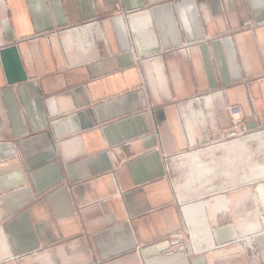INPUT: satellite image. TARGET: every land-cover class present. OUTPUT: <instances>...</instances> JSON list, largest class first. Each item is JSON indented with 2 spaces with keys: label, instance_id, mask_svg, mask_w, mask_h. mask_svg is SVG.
Listing matches in <instances>:
<instances>
[{
  "label": "crops",
  "instance_id": "1",
  "mask_svg": "<svg viewBox=\"0 0 264 264\" xmlns=\"http://www.w3.org/2000/svg\"><path fill=\"white\" fill-rule=\"evenodd\" d=\"M14 44L0 264H264V0H0Z\"/></svg>",
  "mask_w": 264,
  "mask_h": 264
},
{
  "label": "water",
  "instance_id": "2",
  "mask_svg": "<svg viewBox=\"0 0 264 264\" xmlns=\"http://www.w3.org/2000/svg\"><path fill=\"white\" fill-rule=\"evenodd\" d=\"M0 58L8 83L15 84V82L28 80L16 44L0 47Z\"/></svg>",
  "mask_w": 264,
  "mask_h": 264
},
{
  "label": "built area",
  "instance_id": "3",
  "mask_svg": "<svg viewBox=\"0 0 264 264\" xmlns=\"http://www.w3.org/2000/svg\"><path fill=\"white\" fill-rule=\"evenodd\" d=\"M228 111L231 118L232 128L236 129L237 127H239L242 132L247 131L246 126L242 124L243 117L241 107L238 104L232 105L229 106ZM166 242H169L171 246L175 245L178 249H181L183 247V245L178 241V236L173 237L169 240L167 239Z\"/></svg>",
  "mask_w": 264,
  "mask_h": 264
}]
</instances>
